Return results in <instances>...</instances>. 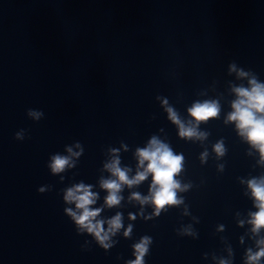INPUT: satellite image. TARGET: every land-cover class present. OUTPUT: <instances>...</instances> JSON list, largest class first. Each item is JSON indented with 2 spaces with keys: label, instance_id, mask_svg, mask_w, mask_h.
Here are the masks:
<instances>
[{
  "label": "water",
  "instance_id": "obj_1",
  "mask_svg": "<svg viewBox=\"0 0 264 264\" xmlns=\"http://www.w3.org/2000/svg\"><path fill=\"white\" fill-rule=\"evenodd\" d=\"M231 63L264 82V0H0V264H125L144 235L153 239L146 264H245L246 250H257L264 237L248 223L257 209L246 181L264 175V165L227 122L232 87H248L229 72ZM157 96L186 123H196L188 114L196 101L218 100L221 112L199 125L207 139H184ZM28 109L43 118L33 122ZM21 129L25 139L17 141ZM153 135L184 156L177 179L192 187L178 195L190 215L184 205L151 220L139 215L129 198L148 195L151 175L124 186L120 205L104 207L108 193L99 182L111 175L104 170L110 149L133 177L136 149ZM221 140L226 153L217 156ZM75 142L83 154L61 183L47 168L49 157L66 155ZM79 182L98 193L94 207L104 210L97 219L119 212L125 228L134 225L130 239L122 229L106 253L77 235L62 189ZM45 185L52 190L40 194ZM153 211L144 206L145 216ZM188 224L198 238L177 235ZM85 240L90 250H82Z\"/></svg>",
  "mask_w": 264,
  "mask_h": 264
},
{
  "label": "clouds",
  "instance_id": "obj_2",
  "mask_svg": "<svg viewBox=\"0 0 264 264\" xmlns=\"http://www.w3.org/2000/svg\"><path fill=\"white\" fill-rule=\"evenodd\" d=\"M229 72L236 73L239 79H247L248 87L233 86L232 92L236 99L232 101V111L227 116V122L234 123L239 135L260 154L259 164L264 165V82L260 81L258 76L244 68H238L235 63L229 65ZM161 100L162 106L168 114V119L177 126L179 135L184 139H195L203 141L207 139L209 133L200 131L199 125L209 120L219 117L221 107L218 100L196 101L188 109V114L192 118L187 123L180 117L174 107L169 105L166 98L157 96ZM27 117L33 122H39L44 113L36 109H28ZM15 140L23 141L25 139V130L16 132ZM74 148L79 151H74ZM213 150L217 156H223L226 148L223 141H218ZM63 153H55L49 157L47 168L52 176H59L63 183L64 176L68 170L77 166L78 158L83 154V146L75 142L73 146H66ZM112 159L104 164V170L111 175L109 178L100 179V188L108 194L104 200V207L109 209L120 205L123 197L120 195L124 186L132 188L143 183L149 175L152 182L147 196H142L139 192H134L130 196L131 201H136L141 206L140 216L144 220H151L154 217H160L161 212L167 213L173 207L184 205L183 215H190L189 206L185 204V197L178 193H186L192 187L191 183L185 184L177 179L183 170L184 156L177 154L171 146L153 135L146 147L136 149V158L138 160L135 176L130 177L131 171L128 167H121V161L118 155V149H110ZM125 151L127 148L125 147ZM208 156L207 151L202 153V162ZM221 170L223 165L220 166ZM64 174V175H61ZM244 183L245 181H241ZM248 189L254 200L256 212L249 213L248 223L252 226L251 231L254 236H259L261 229H264V175L252 177L246 181ZM92 185H86L83 182L76 183L71 187L62 189L64 215L74 224L77 235H86L91 237L94 242L104 252H108L117 243L114 240L118 233L123 229V236L131 238L134 225L129 223L125 228L122 213H117L110 219H97L104 210V207H94L98 200V193L92 190ZM51 185H45L38 189L40 194L50 192ZM74 205V208L71 207ZM151 205L154 211L145 216L144 206ZM128 219L135 221L136 215L129 214ZM197 222L198 218L194 217ZM241 226L243 221L240 222ZM107 225V227H105ZM220 230H223L221 228ZM179 236H191L198 238V233L191 224L183 225L177 229ZM90 241L85 240L82 250H90ZM153 244L151 236L144 235L132 247V254L135 259H128L125 264H146V259L150 254ZM256 249L248 248L245 253V264H260L264 258V237L256 240ZM231 255V251H230ZM120 259V257H117ZM219 264H231L229 260L220 259Z\"/></svg>",
  "mask_w": 264,
  "mask_h": 264
}]
</instances>
